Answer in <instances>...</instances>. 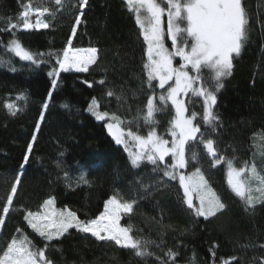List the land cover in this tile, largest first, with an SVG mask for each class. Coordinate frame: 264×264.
<instances>
[{
	"label": "trees",
	"instance_id": "trees-1",
	"mask_svg": "<svg viewBox=\"0 0 264 264\" xmlns=\"http://www.w3.org/2000/svg\"><path fill=\"white\" fill-rule=\"evenodd\" d=\"M25 2L0 0V17L10 16L15 21ZM246 5L252 14V32L242 54L234 59L233 74L218 93L215 111L222 123L213 139L218 141L221 154L234 157L237 166L239 162L252 160L256 153L259 169L264 157L257 152L254 133L264 130V0H246ZM83 11L84 22L77 28L75 37L71 36L75 13L58 15L55 26L49 29L16 31L33 52H61L70 37L74 48L100 50L98 66L93 65L88 73L61 72L55 90L51 87L53 78L48 75L57 66L55 58L46 57V62L39 65L22 61L5 52L11 34L0 31V58H11L16 68L13 72L9 66L0 65V209L16 176L20 175L21 179L13 198V208L17 211H10L5 219L0 249L16 234L17 227L37 246H43L42 238L27 226L23 216L25 209L43 211L40 206L49 197H55L57 209L70 208L83 219L99 215L105 202L119 193L125 199H137L134 213L121 220L123 225L132 226L135 236L159 243L161 229L157 221L161 216L165 224L175 229H168L163 239L165 247L183 242L179 248V264H212L209 249L214 244H219L217 257L235 255L239 264H254L253 258L264 256V249L242 248L237 241L247 244L251 239L257 244L264 243V206H257L254 213L245 211L243 201L227 185L226 165L211 168L202 146H195L194 150L201 154L200 166L227 204V210L209 221L194 217L183 203V189L178 181H167L166 186L157 190L154 179L157 174L151 171L152 166L133 168L123 145L116 144L108 132L107 122L97 120L87 111L91 99L101 98L108 88H114L117 93L123 88L127 97L124 107L130 105L133 114L138 106L143 107L147 92H140V86L145 78L142 65L146 46L125 0H89V6ZM101 79L105 80L104 85L99 84ZM86 80L91 87L84 83ZM49 92H52L51 101H48ZM20 93L27 95L26 104L15 100ZM107 99L110 103L102 101L101 110L116 111L115 99ZM14 100L23 108L15 116L4 107ZM44 102L49 103L46 111L42 108ZM65 104L69 107L65 108ZM196 110H200L199 102ZM42 112L43 122L39 119ZM119 114L127 115L123 111ZM157 118L163 133L170 115L165 113ZM34 135L36 142L25 164L27 145ZM57 161L61 162L60 168L56 166ZM81 171H87L89 183L76 186ZM64 172L69 178L64 177ZM138 180L153 184L150 195L138 188ZM51 243L55 246L51 258L56 264H156L152 257L142 260L132 250L113 242L98 241L75 229ZM151 250L163 255L154 246Z\"/></svg>",
	"mask_w": 264,
	"mask_h": 264
},
{
	"label": "snow or ice",
	"instance_id": "snow-or-ice-1",
	"mask_svg": "<svg viewBox=\"0 0 264 264\" xmlns=\"http://www.w3.org/2000/svg\"><path fill=\"white\" fill-rule=\"evenodd\" d=\"M125 2L134 15L139 36L146 46V59L142 65L145 78L140 86V92H147L146 102L143 107L138 106L133 114L130 105L124 107L127 97L123 88L119 93L114 88H108L101 98L91 99L87 111L99 121H108V132L116 144L123 145L133 168L152 166L151 171L157 174L154 178L157 190L160 186H166L167 181H178L183 189V203L194 217L209 221L227 210V204L211 186L200 166L201 154L194 150L196 145L202 146L211 168L226 165L227 185L243 201L245 211L254 213L257 206H264V164L258 169L254 153L252 160L239 162L240 166H237L234 157L221 154L217 147L218 141L213 139L222 123L215 111L218 93L224 88V81L233 74L234 59L242 54L252 32V14L246 0ZM88 6L89 0H47V3L44 0L36 3L27 0L22 4L15 21L10 16L0 17V23L3 24L0 31L11 34L5 52L33 65L46 62V57H54L57 67L48 73L53 78V90L57 88L61 72L74 70L88 73L93 65L98 66V48H74L70 37L67 47L61 52H33L16 35V31L49 29L55 26L58 15L75 13V25L71 33L75 37L77 28L84 22L83 10ZM0 65H7L11 71H16L11 58H0ZM84 83L92 86L87 80ZM99 84L104 85L105 80L101 79ZM135 95L137 93H133ZM107 98L115 99L116 111L101 110L102 101L110 103ZM51 99L52 92H49L48 101ZM15 100L26 104L28 97L20 93ZM15 100L4 105L13 116L23 110ZM197 102L199 111L196 110ZM48 107L49 103L44 102L43 110L46 111ZM64 107L69 106L65 104ZM121 111L127 115H120ZM165 113L170 115V119L161 133L157 117ZM39 119L44 121L43 112ZM36 130L39 131V124ZM31 139L24 156L25 164L33 151L36 136ZM254 143L259 155L264 157V130L254 133ZM56 166L60 168L61 162L57 161ZM64 177L69 178L67 172H64ZM20 183V175H17L6 203L0 209V234L3 233L5 219L10 211H17L13 208V198L17 195ZM81 183H89L87 171L78 174L76 186ZM68 186L72 187L71 183ZM138 188L145 195H150L153 184L138 180ZM136 204V198L125 199L117 193L105 202L99 215L82 219L70 208L57 209L55 197H49L40 206L43 211L25 209L26 214L23 216L27 226L42 238L43 246H37L22 228L17 227L16 234L0 249V264H56L51 258V251L55 250L51 242L60 240L71 229L90 234L98 241L113 242L120 248L132 250L142 260L152 257L156 264H179V248L183 242L165 247L163 237L168 229H175L163 222V216L157 221L161 229L159 243L135 236L131 225H121L122 217L131 216ZM237 244L242 248L264 249V243L257 244L251 239L247 244H240L239 241ZM153 246L163 255L151 250ZM218 248L219 244H214L209 249L212 264H239V258L235 255L217 257ZM253 259L254 264H264V256Z\"/></svg>",
	"mask_w": 264,
	"mask_h": 264
},
{
	"label": "rangeland",
	"instance_id": "rangeland-1",
	"mask_svg": "<svg viewBox=\"0 0 264 264\" xmlns=\"http://www.w3.org/2000/svg\"><path fill=\"white\" fill-rule=\"evenodd\" d=\"M33 19H35V17H33ZM87 48H89V47H87ZM57 67V66H56ZM72 71H74V70H72ZM107 123H108V121H106ZM122 220V219H121ZM120 223H121V221H120ZM121 225H123L122 223H121Z\"/></svg>",
	"mask_w": 264,
	"mask_h": 264
}]
</instances>
